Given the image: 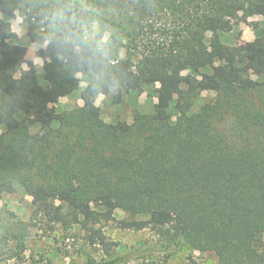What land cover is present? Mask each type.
<instances>
[{"label": "trees", "instance_id": "16d2710c", "mask_svg": "<svg viewBox=\"0 0 264 264\" xmlns=\"http://www.w3.org/2000/svg\"><path fill=\"white\" fill-rule=\"evenodd\" d=\"M17 11L41 75L8 21ZM73 16L110 32L102 54L75 47ZM251 17L264 24V0H0V195L19 186L31 198L28 222L0 213V249L23 253L38 226L78 227L107 249L110 225L148 230L165 254L154 264L185 247L264 264V34L242 50L221 41ZM80 72L83 106L58 113ZM146 87L150 112L102 119L97 97L119 104ZM203 92L213 97L195 110Z\"/></svg>", "mask_w": 264, "mask_h": 264}, {"label": "rangeland", "instance_id": "374dc122", "mask_svg": "<svg viewBox=\"0 0 264 264\" xmlns=\"http://www.w3.org/2000/svg\"><path fill=\"white\" fill-rule=\"evenodd\" d=\"M8 21L17 42L27 48L26 58L33 61L41 75L42 61L35 55L38 45L31 43L26 35L27 25L23 20L22 11L15 12L8 18ZM43 31V27L38 25L37 32L42 33ZM261 33L264 34L263 18L251 17L247 24L239 23L230 32L221 34V41L242 50L245 42L253 40ZM209 37L210 34L207 33V39ZM26 68L23 65L15 73V77H18ZM78 78L80 80L79 87L71 96L54 101L53 105L58 113L71 114L83 106L79 98V91L86 86L90 75L80 72ZM150 95V88L146 87L142 92H131L119 104L113 102L112 94L101 95L96 98L95 105L99 107L100 115L104 121L123 120L131 123L136 113L150 112L151 106L155 102L154 97ZM211 97H213V93L203 92L196 101L195 110L202 102ZM33 130L35 131V129ZM4 212L12 213L14 220L28 222L31 215V198L25 195L19 186L16 187L14 193L1 194V215ZM116 216L121 218L122 213L117 211ZM103 232L109 243L107 249L97 244H89L85 233L78 227L71 229L55 227L53 231H50L49 228L45 231L44 226H38L33 228L25 238L23 253L18 254L14 250L13 242L8 244L9 250L0 249V264H83V252L96 260L119 257L122 260L118 264H154L160 263L165 258V254L154 245V237L148 230L122 231L106 225L103 227ZM151 247L154 251H149ZM165 261L166 264H216V258L212 253H200L187 247L172 254Z\"/></svg>", "mask_w": 264, "mask_h": 264}, {"label": "clouds", "instance_id": "9594fccd", "mask_svg": "<svg viewBox=\"0 0 264 264\" xmlns=\"http://www.w3.org/2000/svg\"><path fill=\"white\" fill-rule=\"evenodd\" d=\"M66 11L71 12L72 9L69 8ZM72 23L76 25V30L72 33L75 47L93 56L104 52L111 35L107 29H103L98 22L93 20L76 21L75 16L72 17Z\"/></svg>", "mask_w": 264, "mask_h": 264}]
</instances>
